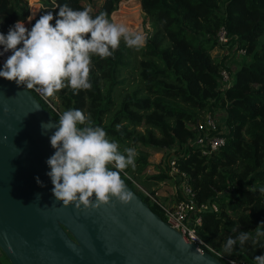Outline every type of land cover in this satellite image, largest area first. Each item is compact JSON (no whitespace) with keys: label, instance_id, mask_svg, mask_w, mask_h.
Instances as JSON below:
<instances>
[{"label":"trees","instance_id":"1","mask_svg":"<svg viewBox=\"0 0 264 264\" xmlns=\"http://www.w3.org/2000/svg\"><path fill=\"white\" fill-rule=\"evenodd\" d=\"M39 1L34 15L35 0L29 4L28 0H0V33L7 35L16 21L25 16L26 23L34 15L27 26L31 30L46 11L56 16L59 9L55 5L67 4L73 10L91 6L93 16L103 12L111 19L118 2ZM138 3L148 21L145 47L129 48L121 40L111 57L93 55L90 90L75 93L66 87L48 97L55 98L52 102L59 113L37 98L57 120L68 109L89 115L95 126L104 128L108 138L119 144L122 153L134 147L138 153L135 168L129 166L121 177L162 218L157 202L163 200L155 194V185L158 181L177 183L178 179L168 174L166 157L171 153L190 189L189 199L198 206L191 219L201 246L222 260L216 253L255 263L256 256L264 255V237L255 244L252 240L243 246L237 242L231 255L224 253L223 245L241 231L255 237V229L264 223V193L259 191L264 187V0ZM112 17L133 30L140 29L136 11L131 15L124 5ZM220 29L225 41L217 39ZM224 45H233L243 55L234 67L228 66L224 55L210 52ZM123 68L128 69L127 75ZM221 69L229 76L225 86L219 83ZM219 108L225 113L223 128L219 123L213 129L198 128L206 114ZM116 125L121 126L120 131ZM205 132L223 136V144L209 152L189 145V140ZM148 149H167L162 167L154 165L157 169L151 173L144 171L149 163ZM135 181L150 195L137 188ZM176 195V200L183 198L178 191ZM195 216H199L198 222L193 221ZM0 264H10L1 251Z\"/></svg>","mask_w":264,"mask_h":264},{"label":"water","instance_id":"2","mask_svg":"<svg viewBox=\"0 0 264 264\" xmlns=\"http://www.w3.org/2000/svg\"><path fill=\"white\" fill-rule=\"evenodd\" d=\"M47 122L58 120L30 89L0 77V251L10 264H225L126 181L133 193L127 204L113 198L76 209L56 201L46 163L56 129L42 130Z\"/></svg>","mask_w":264,"mask_h":264},{"label":"clouds","instance_id":"3","mask_svg":"<svg viewBox=\"0 0 264 264\" xmlns=\"http://www.w3.org/2000/svg\"><path fill=\"white\" fill-rule=\"evenodd\" d=\"M55 8L59 9L56 16L46 11L31 30L25 27L23 20H18L10 26L7 35L0 33L4 52L11 51L0 69V77L35 89L45 97L66 87L78 93L92 88L90 65L93 55L101 59L111 57L121 40L136 50L146 46L145 33L115 22L107 13L93 16L91 6L83 10H73L67 4L55 5ZM31 19L29 17V21ZM41 128L56 129L50 136L55 152L46 161L56 201L65 207L98 209L113 198L120 204L133 199L121 172L129 166L135 168L138 153L134 147H127L122 153L119 144L108 138L104 128L95 126L90 116L79 109L65 110L58 123H42ZM120 128L116 125L117 131ZM36 180L43 187L38 177ZM259 191L264 193V187ZM262 227L264 223L255 229V237L245 231L235 238L229 236L223 245L224 253L231 255L237 242L241 246L249 240L257 243L264 237ZM254 260L255 264H264V255L256 256Z\"/></svg>","mask_w":264,"mask_h":264},{"label":"built area","instance_id":"4","mask_svg":"<svg viewBox=\"0 0 264 264\" xmlns=\"http://www.w3.org/2000/svg\"><path fill=\"white\" fill-rule=\"evenodd\" d=\"M217 39L219 41H225L226 37L224 34V31L220 29L217 32ZM240 52L243 50L239 49ZM0 53H3V55H0V61L5 63L8 56L11 55V51L4 52V46H0ZM219 83L222 86H225L228 83V74L226 70L221 69L219 71ZM37 94V97H40L49 107H51L53 110H55L57 113L58 110L52 103V100L48 97L42 96L40 93L35 91ZM214 114H206L202 121H200L197 126L198 128H210L213 129L215 127L216 120L214 119ZM224 124V122L222 123ZM222 130V129H221ZM208 131V130H207ZM224 142V137L219 134H208L205 132L202 135L195 136L191 140L188 141L189 145L193 147H199L201 151L203 152H209L220 145H222ZM167 165H168V173L169 174H177L179 177V184L182 190V193L184 194L183 198H180L178 200H175L171 204H167L166 202H157L158 206L163 214V218L170 223L173 227H175L177 230L180 231V233L188 240L194 241L197 243L200 247L202 244L201 239L198 237V235L195 233L193 225H192V219H191V213L194 209H197L198 206L195 205L190 199L187 194L190 193L189 187L184 183V178L182 176L183 172H179L178 169L174 165L173 157L170 156V154L166 157ZM139 189H141L144 193H148L144 188H142L139 184L134 182ZM149 194V193H148ZM150 195V194H149ZM150 198H153V196H150ZM193 221L198 222L199 216H195L193 218ZM216 253V252H215ZM220 257H223V260L220 259L225 264H255L251 262H243V261H237L227 256H222L218 253H216Z\"/></svg>","mask_w":264,"mask_h":264},{"label":"rangeland","instance_id":"5","mask_svg":"<svg viewBox=\"0 0 264 264\" xmlns=\"http://www.w3.org/2000/svg\"><path fill=\"white\" fill-rule=\"evenodd\" d=\"M120 5H122V6L124 5L125 9L128 10L131 13V15L134 13V11H136V17L138 18V23H139L138 25H140L139 26L140 29L136 30V31H141V32L145 33L144 29L146 27H148V21L140 9V5L138 3V0H118L116 7L110 13V17L112 20H114L112 17V13L115 10H118ZM24 17H23V20H25ZM210 52L212 55H217V56L218 55H224L225 60L228 64V66H230V67H234L235 63L243 56V55L238 53V51L234 48L233 45H224L223 47L217 46V47L212 48L210 50ZM123 72H124V74L127 75L129 71L127 68H123ZM52 100L55 103V98H52ZM213 116H214V119L216 120V123L217 124L219 123L220 126L223 128L224 126L222 125V123L224 122V117H225L224 110L221 108L217 109ZM166 151H167V149L164 151H161V150L160 151H153V150L148 149L147 159H148L149 163L145 166L144 171H146L148 173L155 172L156 169H155L154 165H156V164L162 167V161H165V157H166V153H167ZM153 167H154V171H152ZM167 186H171V185L166 184L165 181H158L157 184L155 185V194L157 196H159L160 200L163 199L164 196H166L167 191L169 190V188ZM137 188H139V187H137ZM152 188H154V186H152Z\"/></svg>","mask_w":264,"mask_h":264},{"label":"crops","instance_id":"6","mask_svg":"<svg viewBox=\"0 0 264 264\" xmlns=\"http://www.w3.org/2000/svg\"><path fill=\"white\" fill-rule=\"evenodd\" d=\"M29 3H30V0H28V4ZM35 3L37 4L35 13H37V9H38V7L40 5V1L39 0H35ZM35 13H34V15H35ZM28 24H29V20L25 23V27H27ZM155 169H157V167H155ZM152 171H154V167H153ZM171 176L173 178L178 179V181H177V183L172 184L171 186H167L169 188V190L167 191L166 196H164V198L161 199L164 202H166L167 204H171L172 202H174L177 199V195H176L177 191L181 194L182 197H184L183 196L184 194L182 193V190H181V187H180V184H179V177H178V175L177 174H171Z\"/></svg>","mask_w":264,"mask_h":264}]
</instances>
